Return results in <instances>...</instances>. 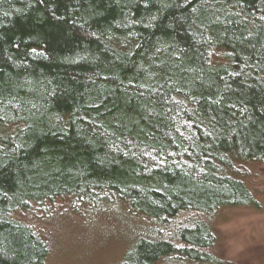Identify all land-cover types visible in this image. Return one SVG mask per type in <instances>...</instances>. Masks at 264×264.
Segmentation results:
<instances>
[{
	"label": "trees",
	"instance_id": "16d2710c",
	"mask_svg": "<svg viewBox=\"0 0 264 264\" xmlns=\"http://www.w3.org/2000/svg\"><path fill=\"white\" fill-rule=\"evenodd\" d=\"M247 164L264 0H0V264H44L21 216L56 203L152 226L133 264L212 263L217 213L258 207Z\"/></svg>",
	"mask_w": 264,
	"mask_h": 264
},
{
	"label": "rangeland",
	"instance_id": "374dc122",
	"mask_svg": "<svg viewBox=\"0 0 264 264\" xmlns=\"http://www.w3.org/2000/svg\"><path fill=\"white\" fill-rule=\"evenodd\" d=\"M245 183L258 207L221 210L212 222L214 244L208 251L214 262L202 264H264V164L245 166ZM65 204V203H64ZM56 209L47 217L32 209L21 218L35 228L48 245L44 264H133L131 254L153 227L136 221L119 208L90 211ZM66 202L65 206L68 207ZM156 264H197L168 257Z\"/></svg>",
	"mask_w": 264,
	"mask_h": 264
}]
</instances>
